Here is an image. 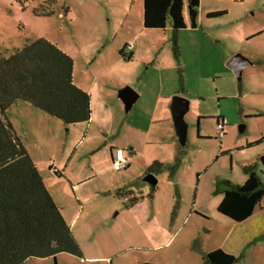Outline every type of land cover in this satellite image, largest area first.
Returning <instances> with one entry per match:
<instances>
[{
  "label": "rangeland",
  "instance_id": "374dc122",
  "mask_svg": "<svg viewBox=\"0 0 264 264\" xmlns=\"http://www.w3.org/2000/svg\"><path fill=\"white\" fill-rule=\"evenodd\" d=\"M141 6L142 0H0V52L11 51L29 39L42 37L72 58L75 81L84 82L93 72H106L105 88L117 91L116 82L123 71L114 66L115 61L121 57L119 49L122 45L129 43L128 39L143 28ZM49 12V15H43ZM218 12L222 13L208 15ZM183 16L186 27L176 33L177 46L186 66L185 84L193 94L197 84L215 94L213 77L217 76L214 80L220 85L219 74L224 70L219 58L221 52L228 54L234 50L243 55L245 52L251 56L248 59L255 62H250L244 69L241 83H237L231 72L232 83L227 82L224 86L230 91L233 84L234 87L235 84L243 86L245 115L238 110V98L199 99L212 111L221 104V108L231 112L229 130L223 138V146L228 147L229 152L218 155L220 139L216 136L198 138L196 118H190V122L186 119V145L192 148H189L188 159L179 174L180 196L171 180H162L161 174L154 175L156 180L160 179L158 187L161 185L154 204L158 221L162 227H167V237L170 234L171 237L164 246L152 248L161 245L165 238L151 235L161 226L150 220L151 207H142L139 203L132 213L126 209L129 205L122 201L129 194L119 199L114 197L113 191L108 192V185L115 183L117 178L130 179L136 171L135 166L121 168L117 174L111 170L97 174L98 170L110 165L111 160L107 153L109 148L106 154L103 149L97 150L92 159L85 150L86 141L93 138L94 130H98L96 124L89 125L88 138L84 139L86 126H66L59 118L26 101H18L5 111L6 119L62 205L65 218L75 215L73 229L77 237L73 236L81 249V256L59 253L55 259L32 258L23 264H187L192 259L191 250L201 246L202 242L208 243L207 248L225 243L224 236L230 223H234L229 218L219 214L203 218L195 212L191 218L185 217L193 205H208L207 198L214 189L213 177L235 174L243 159H255L254 153L264 148V141L257 142L264 129V0H199L196 28L190 26L184 0ZM149 32L155 33L153 46L143 37ZM164 32H168V37L173 36L170 26L162 31L141 33L135 40L136 46L141 48L139 53L151 56L158 48H163ZM168 46L166 44L165 48ZM130 64L134 67L126 70V75L141 69L138 61ZM207 74L209 79L203 78ZM208 123L215 126L214 122V125ZM83 140L85 142L81 144ZM78 141L81 142L78 144ZM207 161H211L210 164ZM199 164L205 167L201 172L198 171ZM52 167L63 170L64 175H55ZM74 183H78V191L72 190ZM262 198L260 206L264 209V196ZM250 230L251 227L248 230L237 227L225 247L235 256L240 255L237 264H264V232L252 235ZM243 236L247 241L253 240V244L247 247Z\"/></svg>",
  "mask_w": 264,
  "mask_h": 264
},
{
  "label": "trees",
  "instance_id": "16d2710c",
  "mask_svg": "<svg viewBox=\"0 0 264 264\" xmlns=\"http://www.w3.org/2000/svg\"><path fill=\"white\" fill-rule=\"evenodd\" d=\"M142 4L145 29H165L169 24L176 34L186 27L184 0H142ZM198 6L199 0H186L192 28L197 26ZM119 54L124 60L131 59L125 48L119 49ZM72 71V58L42 37L29 39L11 51L0 52V264H23L30 258L55 259L59 253L81 256L70 226L5 116L11 105L26 101L59 118L66 126L87 122L91 113L90 97L75 85ZM262 141L264 135L257 142ZM257 160L263 172L257 170L255 163L244 165L242 171L246 179L242 184H233L227 179L215 183L214 192L222 194L217 211L234 222L248 219L264 196V153ZM177 167L178 161L173 165L155 161L146 175L167 170L171 176ZM53 173L61 176L57 171ZM154 189L155 186L151 187L148 196ZM125 197L128 205L138 199ZM253 242L250 240L246 246ZM239 261L240 255L235 256L222 248L202 256L203 264H237Z\"/></svg>",
  "mask_w": 264,
  "mask_h": 264
},
{
  "label": "crops",
  "instance_id": "0c3cea01",
  "mask_svg": "<svg viewBox=\"0 0 264 264\" xmlns=\"http://www.w3.org/2000/svg\"><path fill=\"white\" fill-rule=\"evenodd\" d=\"M143 12V4L141 6V16ZM142 20V19H141ZM169 24L166 25L165 29H167ZM171 27V26H170ZM141 28L139 31L133 35L132 39H128V42H125L120 49L125 48V52L127 54H131L130 60H124L122 57L117 58L115 61L116 67L120 68L123 73L119 75V79H117L116 86H119L117 91L115 89L105 88V81L104 74L106 72H93L90 77L84 82H77L74 80L73 75V82L76 86L80 89L86 91L90 97V118L87 122L76 123L75 125H84L86 126V132L84 139L88 138V131L91 129L90 127L93 124H96L98 130H94L95 134L92 135L93 138L86 141L87 147L85 148L87 154L90 155V159H92L93 153L97 150L103 149L106 154L109 155L110 160H112L113 154L116 149L122 150L124 156L127 159V165L125 168H128L132 165L135 166V172L130 177V179H119L117 178L116 182L110 183L108 185V192L111 194V191L114 192V197L122 198L123 195L129 194V197L134 196L138 197V199L129 204L126 207L127 210L131 211L132 213L135 212V205L141 203L140 205H149L151 209L149 210L150 220H155L158 224V215L155 209V202L157 201L160 191L161 185H157L160 181L157 180L154 191L152 192L151 196H148V193L153 187L152 185L148 184L144 181V177L147 174V169L153 162H160L167 165H173L178 161V167L175 170V173L169 176V172L167 170H162L158 173L153 175L158 176L162 175L163 179L166 181H170V183L176 185V193L179 194V187L182 185L179 179V174L183 169L184 164L188 159V151L192 147H187L186 140H187V131H186V138L184 141H181L176 133V129L174 126V121L172 118V113L170 110V106L172 103V98L175 96H180L188 101V108L186 113L184 114V120L188 118L190 122V118H196L197 125H198V138H208L212 136H216L220 139L219 143V153L218 155H224L229 152L228 147L223 146V138L226 135L227 130H229V123L231 119V112L228 111L226 108H221V104H219L218 109L212 111L210 108L205 107L199 102L200 100H213L214 96L219 101H224L230 97L238 98V110L240 114L245 115V109L242 105L243 101V94L244 89L243 86L239 84H233V90L226 89L224 87L227 82L232 83V74L236 76L237 83H241L242 73L244 69L249 65V63H255L254 61L249 60V56L247 53L244 52V55L241 53H236L234 50L230 51L226 54L224 51L221 52L222 60V70L220 72V85L217 81L214 80L213 77V87L215 89V94L211 92V90L202 89L200 84L195 85V93L191 92V90L187 89L185 80H186V72H185V64L181 61V50L178 48V38L176 34H172V37H168V32H164L162 36L163 48H158L154 55L149 56L140 54L141 48L139 45L136 46V41L141 33H145V31H162L163 29H145ZM167 31V30H166ZM150 34H143L144 40L147 39L149 45H154L155 40L154 37L155 33L149 32ZM128 44L132 45L130 51H126V46ZM169 45L165 48V46ZM146 47L147 45L144 44ZM237 55L241 56V60L238 62L240 67V76L236 74V71L230 66V61ZM251 57V56H250ZM253 58V57H252ZM163 60V62H162ZM141 63V69L136 72H131L129 75H126V70H132L134 66H131L130 63ZM142 64L144 66H142ZM111 66V67H114ZM74 67V66H73ZM226 68H229L231 71H227ZM176 71V72H175ZM200 77L201 75L199 73ZM203 77L205 79H209L210 76L205 75ZM199 77V78H200ZM241 78V79H240ZM110 80L109 77H107ZM238 85V86H237ZM110 87H112L110 85ZM125 88H130L136 95L134 102L129 106H125L124 99L121 97V91ZM96 112V115L94 114ZM192 115V116H190ZM220 118H224L226 120V124L223 126L222 131L223 135L219 137L220 130L217 127V122ZM206 121V122H204ZM215 124V126H210L208 122ZM191 124V123H190ZM213 124V125H214ZM74 125V124H73ZM90 125V127H89ZM187 129L188 124L186 122ZM72 126V125H69ZM81 126V127H82ZM68 130V129H67ZM264 135V129L262 130ZM215 133V134H214ZM192 141V138L190 139ZM81 141H78V144ZM85 141L83 140L82 143ZM249 145H247V148ZM190 148V149H189ZM242 148V147H240ZM264 153V148L260 149L258 152L254 153L255 159H251L253 157H246L242 160L240 168H237L238 171L231 175V176H221V177H213L211 179V183L214 186V189H211L210 195L207 198L208 205H204L201 203L199 205H193L192 211H190L188 217L191 218L192 212H195L197 215L202 216L203 218H210L211 216H216L220 214L217 211V205L222 199V194L215 193V183L221 179H227L233 184H242L245 179L246 175L242 171L244 165L253 164L255 163L257 170L262 173L263 167L260 163H258V156ZM250 158V159H249ZM181 159V162H179ZM211 161H207L210 164ZM123 168V169H125ZM204 166L199 164L198 171H203ZM52 171H57L61 175H64L63 170L57 169L56 167H52ZM108 170L118 172V170H114L111 168V164L105 166V168H101L97 171V174H104L107 173ZM166 175V176H165ZM168 175V176H167ZM118 176V175H117ZM171 177V178H170ZM43 179V182L51 194L53 200L57 204L64 220L70 226L72 234L77 237L75 231L73 229L75 225V215L74 217H70L68 219L65 218L63 213L62 205L55 199L54 193L49 189L46 183V179ZM165 182V181H163ZM168 183V182H167ZM71 188L73 191L79 190L78 183L71 184ZM171 196V191L169 192ZM142 196L139 198V196ZM118 199V198H117ZM263 199V198H262ZM115 200V198H114ZM114 203H117L114 201ZM123 202H126L125 197L122 198ZM181 198L179 197L178 205L180 206ZM262 201V200H261ZM172 202V200H171ZM261 203V202H260ZM206 204V203H205ZM128 205V204H126ZM139 206L138 209L141 208ZM119 207V205H117ZM143 207V206H142ZM137 210V209H136ZM224 216V215H223ZM226 217V216H225ZM163 218V217H162ZM176 218V217H174ZM228 218V217H227ZM231 220V219H230ZM233 221V220H231ZM234 222V221H233ZM228 224V222H226ZM235 223V224H234ZM230 223L229 229L224 236L225 243L223 245H217L216 247H206V242H202V245L196 247V249L191 250L192 259L187 264H201V258L204 253L209 252L216 248H222L226 252L233 253L227 249L226 243L228 242L229 238L233 235L234 230L239 228H245L248 230L250 227L252 230L248 231L252 235H256L257 232L263 233L264 232V209L262 206H257L254 210L253 214L243 222H234ZM73 225V226H72ZM161 225V224H160ZM169 233L167 232V227L162 225L158 227V230L151 235H155L156 237H163L165 240L162 242L161 245H155L152 248L162 247L167 244L168 240L170 239V235L167 237ZM242 236V235H240ZM239 238V237H238ZM195 240H198V237H195ZM241 240V238H240ZM243 243H248L247 239L243 236ZM238 241V239H237ZM242 243V241L240 242ZM227 249V250H226ZM196 253V254H195ZM234 255V254H233ZM32 259V258H30ZM30 259L26 260L25 262L29 261ZM152 261V260H150Z\"/></svg>",
  "mask_w": 264,
  "mask_h": 264
},
{
  "label": "water",
  "instance_id": "95a60500",
  "mask_svg": "<svg viewBox=\"0 0 264 264\" xmlns=\"http://www.w3.org/2000/svg\"><path fill=\"white\" fill-rule=\"evenodd\" d=\"M241 60V56L237 55L230 61V66L236 71V74L240 76V67L238 62ZM121 97L124 99L125 106L129 107L135 100L136 95L130 88H125L120 92ZM188 108V101L180 96L172 98L170 110L174 121L176 133L181 141L186 138L187 125L184 120V114ZM144 181L154 186L156 184V177L151 173L144 177Z\"/></svg>",
  "mask_w": 264,
  "mask_h": 264
},
{
  "label": "built area",
  "instance_id": "2783aa9c",
  "mask_svg": "<svg viewBox=\"0 0 264 264\" xmlns=\"http://www.w3.org/2000/svg\"><path fill=\"white\" fill-rule=\"evenodd\" d=\"M131 48H132V45L128 44L126 46V51H130ZM225 124H226V120L224 118H220L217 122V127L220 130L219 135H218L219 137H221L223 135L222 128ZM126 165H127V159L124 156L122 150L116 149L114 154H113L112 160H111V168L114 170H118L121 168H125ZM125 199H126V197H125Z\"/></svg>",
  "mask_w": 264,
  "mask_h": 264
}]
</instances>
